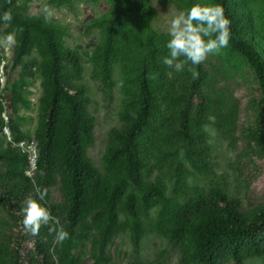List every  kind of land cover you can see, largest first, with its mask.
<instances>
[{
	"label": "rangeland",
	"instance_id": "374dc122",
	"mask_svg": "<svg viewBox=\"0 0 264 264\" xmlns=\"http://www.w3.org/2000/svg\"><path fill=\"white\" fill-rule=\"evenodd\" d=\"M141 1L144 12L137 7L138 0L131 7L125 0H14L15 11L24 17L45 20L47 6L53 15L45 21L56 28L62 48L80 60V69L70 72L69 81L84 96L93 119V138L85 145V156L105 184L117 170L105 160L116 143L114 133L125 125V114L143 72L141 63L149 51L155 49L157 55V61L147 65L158 106L152 123L154 134L146 138L142 147L143 180L159 185L164 197L147 200L130 187L128 192L138 198L139 223L121 206L118 225L106 244L102 209L92 205L83 214L76 235L62 244L55 242L54 235L45 238L56 264H190L191 243L180 226L189 219L201 195L213 190L223 192L242 210L264 205V158L258 137L263 96L252 66L230 43L195 66L199 73L196 79L187 67L177 73L162 63L168 54L170 21L195 4L215 6L214 1ZM249 1L263 34L264 0ZM126 8L129 10L116 31L120 47L110 70L105 72L98 64L97 52L104 45L108 19ZM2 16L0 2V37L13 31L16 37L10 47L0 44V65L5 67L0 108L9 113L12 140L35 138L38 142L50 55L42 36L34 34L27 54L16 63L17 29L12 22L5 23ZM197 79L206 90L209 107L204 114L194 111L190 115V145L179 136L178 109L186 85ZM2 127L0 120V149L8 150ZM203 145L205 154L200 150ZM15 171L17 179L34 176V172L28 173L31 170L24 161L16 164ZM61 181L58 173L45 202L62 211ZM11 229L8 219L0 213V264H9ZM245 264H264V256L247 257Z\"/></svg>",
	"mask_w": 264,
	"mask_h": 264
},
{
	"label": "trees",
	"instance_id": "16d2710c",
	"mask_svg": "<svg viewBox=\"0 0 264 264\" xmlns=\"http://www.w3.org/2000/svg\"><path fill=\"white\" fill-rule=\"evenodd\" d=\"M131 7L137 0H125ZM224 9L230 20L232 48L252 66L261 88L263 103L259 110L258 137L264 158V33L257 27L256 14L249 0H213ZM2 12L11 9L12 23L17 29L16 59L18 63L28 52L33 35L39 34L45 41L50 59L47 64L49 85L43 100L44 119L38 142L37 165L34 176L16 178L15 166L24 161L29 167L27 155L18 148L0 149V213L10 222L9 264H56L49 254L45 238L49 226H42L38 236L24 230L22 215L19 213L22 201L33 195V188H50L55 185L56 176H62L61 192L64 208L51 207L40 201L50 213L62 219V225L70 238L77 234L83 214L92 205L102 209L105 222L103 243L118 225L120 207L139 223L138 198L130 194L133 187L143 193L147 200L164 197L163 189L143 180L144 157L142 147L146 138L154 134L153 120L156 117L158 96L150 84L147 65L157 61L155 49L145 54L141 63L142 74L138 88L125 114V125L116 131V143L106 156L108 166L117 170L109 183H104L98 171L85 156V145L93 132V119L86 109V100L81 92L69 81V74L80 69L78 57L62 48L56 28L42 17H24L14 9V0H0ZM144 3L138 0L137 7L144 12ZM127 9V8H126ZM121 9L108 19L104 45L97 52L98 64L108 72L111 62L119 50L117 28L129 10ZM20 29H23L22 31ZM202 81L192 80L186 85L182 105L178 113L179 136L193 144L190 115L204 114L209 107L206 90ZM208 105V107H207ZM2 108H0V120ZM2 133V130H1ZM39 143V144H38ZM206 146L200 150L206 153ZM15 181V182H14ZM35 182V184H34ZM49 192V191H48ZM180 231L191 243L190 264H245L247 257L264 256V205L242 210L238 203L227 194L217 190L201 195L189 219L180 226Z\"/></svg>",
	"mask_w": 264,
	"mask_h": 264
},
{
	"label": "clouds",
	"instance_id": "9594fccd",
	"mask_svg": "<svg viewBox=\"0 0 264 264\" xmlns=\"http://www.w3.org/2000/svg\"><path fill=\"white\" fill-rule=\"evenodd\" d=\"M45 20L53 13L47 6L44 8ZM11 9L3 13L5 23L12 21ZM230 20L225 16L220 5L201 6L195 4L186 12L177 14L169 27L170 39L166 47L168 54L162 58V63L177 73L189 71L194 79L198 78L197 65L203 63L209 55L218 54L229 45L231 39ZM21 31L23 29H20ZM16 32L0 37V44L10 47L15 44ZM191 65V66H189ZM155 78V77H153ZM35 184V182H34ZM47 188L34 187L35 196L29 195L22 201L19 213L22 215V226L33 236H38L42 226H49V234H54V240L62 244L70 239L58 217L53 216L49 209L40 201H45Z\"/></svg>",
	"mask_w": 264,
	"mask_h": 264
},
{
	"label": "built area",
	"instance_id": "2783aa9c",
	"mask_svg": "<svg viewBox=\"0 0 264 264\" xmlns=\"http://www.w3.org/2000/svg\"><path fill=\"white\" fill-rule=\"evenodd\" d=\"M5 67L4 64L0 65V85L4 86L5 83ZM2 101V99H0ZM1 119L3 122V127H2V136L8 141L13 143L12 140V133L10 129V116L8 111L5 109L1 113ZM15 145V148H18L19 151L25 155H27L28 160H29V174L30 172H34L36 169L37 165V157H38V148H37V143L35 141H27V140H21L17 143H13Z\"/></svg>",
	"mask_w": 264,
	"mask_h": 264
}]
</instances>
